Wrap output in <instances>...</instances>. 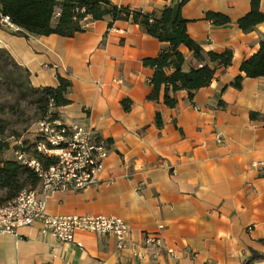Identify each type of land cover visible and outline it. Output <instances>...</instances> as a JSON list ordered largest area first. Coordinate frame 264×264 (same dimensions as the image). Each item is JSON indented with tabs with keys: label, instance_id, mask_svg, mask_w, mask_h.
Returning a JSON list of instances; mask_svg holds the SVG:
<instances>
[{
	"label": "crops",
	"instance_id": "crops-1",
	"mask_svg": "<svg viewBox=\"0 0 264 264\" xmlns=\"http://www.w3.org/2000/svg\"><path fill=\"white\" fill-rule=\"evenodd\" d=\"M110 1L152 12L174 0ZM250 9L251 0H188L183 6L190 36L205 51L230 49L234 57L193 101L185 90L176 93L175 108L163 103V92L160 102L146 99L154 71L143 59L166 44L138 24L119 20L108 31V21H91L74 37H42L18 36L20 28L0 21V47L30 70L33 86H56L58 75L73 82L71 103L59 109L62 120L110 142L100 183L55 192L49 212L121 217L133 243L163 224L166 243L178 254L175 261L166 254L139 259L119 250L111 236L79 232V246L28 226L0 235V264H244L254 251L264 254V168L253 165L264 161V77L249 78L240 70L258 51L264 23L251 33L237 24ZM209 11L232 22L214 25L205 18ZM181 50L186 71L198 65L192 52ZM238 75L244 77L239 90L232 85ZM124 98L133 102L129 112ZM251 112L261 115L253 118Z\"/></svg>",
	"mask_w": 264,
	"mask_h": 264
},
{
	"label": "trees",
	"instance_id": "trees-1",
	"mask_svg": "<svg viewBox=\"0 0 264 264\" xmlns=\"http://www.w3.org/2000/svg\"><path fill=\"white\" fill-rule=\"evenodd\" d=\"M188 0H174L172 4L152 12L118 5L110 0H0V19L7 17L12 25L20 28L18 36L57 34L62 37H74L86 30L85 23L106 20L108 31L115 22L129 21L140 27L153 38L166 44L158 55L146 57L143 64L153 69L149 80L150 91L146 99L160 102L163 92V103L167 107L178 105L176 93L185 90L188 99L193 101L197 91L210 86L218 69H227L233 62V51H205L200 43L188 32L189 20L182 15V8ZM205 18L214 25L223 26L232 22L223 13L209 11ZM264 23V12L260 9V0H251L250 11L237 20L244 33H251L259 24ZM182 47L193 54L198 65L188 71L184 69L187 62ZM241 72L249 78L264 77V35L259 42V49L252 56L244 59L240 66ZM244 77L238 75L232 85L242 88ZM5 86L11 93L12 103L5 102L1 108L8 116L27 115L35 109V123L50 119L62 120L59 109L71 103L70 93L73 87L71 80L58 75V85L35 87L31 82L30 70L21 66L6 49L0 47V88ZM132 100L124 98L122 105L126 112L132 108ZM251 117L261 114L251 112ZM156 124L163 125L162 114L157 112ZM27 121L24 120V124ZM30 125V123H29ZM28 129V128H27ZM12 129L10 120L0 118V204L7 203L27 188L37 189L41 178L26 163L17 158L16 153L26 154L48 167L57 163L55 156H48L38 151L36 144L39 136L33 141L24 140L21 144L12 145L10 137H19ZM108 144L110 143L109 140ZM110 145V144H109ZM13 150L16 156L7 158L5 153ZM264 177V172L262 173ZM264 242V240H263ZM264 260V254L256 251L245 260L251 264Z\"/></svg>",
	"mask_w": 264,
	"mask_h": 264
},
{
	"label": "built area",
	"instance_id": "built-area-1",
	"mask_svg": "<svg viewBox=\"0 0 264 264\" xmlns=\"http://www.w3.org/2000/svg\"><path fill=\"white\" fill-rule=\"evenodd\" d=\"M1 24H11L7 17ZM39 152L55 156L57 163L45 167L38 160L17 152V158L26 163L41 178L37 189L27 188L16 198L0 204V235L16 234L28 226H38L43 236H51L63 243L76 242L79 232H90L101 237L111 236L117 248L130 251L134 257L147 259L166 254L172 261L177 251L169 247L163 236L165 226L144 235L139 243L131 240V227L123 218L110 215H60L49 212V201L57 191L80 192L100 183L110 148L108 141L93 129L63 120L46 119L37 123ZM264 168V161L253 164Z\"/></svg>",
	"mask_w": 264,
	"mask_h": 264
},
{
	"label": "rangeland",
	"instance_id": "rangeland-1",
	"mask_svg": "<svg viewBox=\"0 0 264 264\" xmlns=\"http://www.w3.org/2000/svg\"><path fill=\"white\" fill-rule=\"evenodd\" d=\"M5 102L12 103L11 99V93L9 89L5 88L3 86L0 88V118L1 119H9L12 123V129L16 131L19 135L15 137H10L8 140L11 142L12 145L15 144H21L24 140H30L33 141L35 138L39 136L38 126L37 123H35V109H31L27 112V115H12L8 116L5 112V109L1 108ZM24 120L27 121L26 124H24ZM30 123V125H29ZM28 128V129H27ZM5 156L7 158L16 156L13 150H10L5 153ZM3 193L0 192V196H2Z\"/></svg>",
	"mask_w": 264,
	"mask_h": 264
}]
</instances>
